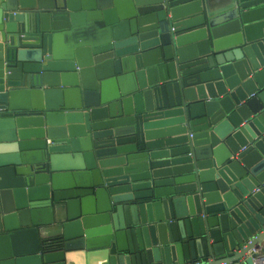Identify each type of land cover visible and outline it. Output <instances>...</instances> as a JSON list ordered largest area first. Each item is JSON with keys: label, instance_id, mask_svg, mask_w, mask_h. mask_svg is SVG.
Returning a JSON list of instances; mask_svg holds the SVG:
<instances>
[{"label": "water", "instance_id": "obj_1", "mask_svg": "<svg viewBox=\"0 0 264 264\" xmlns=\"http://www.w3.org/2000/svg\"><path fill=\"white\" fill-rule=\"evenodd\" d=\"M264 0H0V264H254Z\"/></svg>", "mask_w": 264, "mask_h": 264}, {"label": "built area", "instance_id": "obj_2", "mask_svg": "<svg viewBox=\"0 0 264 264\" xmlns=\"http://www.w3.org/2000/svg\"><path fill=\"white\" fill-rule=\"evenodd\" d=\"M252 253L256 254L254 264H264V245L263 248L253 250Z\"/></svg>", "mask_w": 264, "mask_h": 264}]
</instances>
